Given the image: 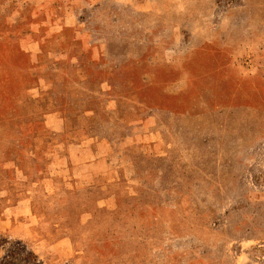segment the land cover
Here are the masks:
<instances>
[{"label": "rangeland", "instance_id": "obj_1", "mask_svg": "<svg viewBox=\"0 0 264 264\" xmlns=\"http://www.w3.org/2000/svg\"><path fill=\"white\" fill-rule=\"evenodd\" d=\"M0 264H264V0H0Z\"/></svg>", "mask_w": 264, "mask_h": 264}]
</instances>
